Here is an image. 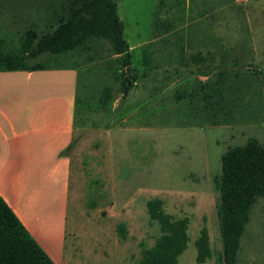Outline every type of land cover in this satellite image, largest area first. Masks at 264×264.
Segmentation results:
<instances>
[{
  "label": "rangeland",
  "instance_id": "rangeland-1",
  "mask_svg": "<svg viewBox=\"0 0 264 264\" xmlns=\"http://www.w3.org/2000/svg\"><path fill=\"white\" fill-rule=\"evenodd\" d=\"M19 1L24 0L2 4L7 9L0 11V53L21 50L25 32L11 15ZM114 1L139 74L127 97L107 41L91 40L82 49L37 61L46 72L34 78L40 88L36 97L61 98L75 90V124L84 126L73 137L66 251L88 264H116L117 252L137 261L141 240L152 245L159 235L147 202L160 198L167 213L191 219L192 239L205 225L217 254L223 247L216 186L221 159L251 138L264 145V0ZM42 3H51L61 17L69 0ZM213 47L219 55H207ZM144 48L153 52L147 71ZM196 56L206 61L197 62ZM208 75L222 84L225 108L217 125L203 112L200 88ZM106 88L111 99L104 106ZM121 223L125 240L117 232ZM195 256L190 245L180 264H197ZM237 264H264V197L253 207Z\"/></svg>",
  "mask_w": 264,
  "mask_h": 264
},
{
  "label": "trees",
  "instance_id": "trees-1",
  "mask_svg": "<svg viewBox=\"0 0 264 264\" xmlns=\"http://www.w3.org/2000/svg\"><path fill=\"white\" fill-rule=\"evenodd\" d=\"M52 31L40 34L29 29L24 34L21 50L17 53H0V70L36 71L44 67L37 61L48 56L82 49L91 40L110 43L120 64L121 94L127 97L139 79L132 66V53L125 39V24L118 14L114 0H70ZM145 70L152 68V52L145 48L142 55ZM145 72L143 75L145 76ZM222 74H218V79ZM222 84L209 79L201 86L203 112L209 122L218 124V113L224 111ZM104 106L111 99V88L104 91ZM225 113V112H224ZM75 141L59 155L71 161ZM71 180V177H70ZM220 193L218 219L223 241L224 264H237L241 238L250 221L251 212L259 197H264V145L249 139L245 145L229 149L221 159V173L216 180ZM150 219L159 226V236L152 248L143 245L139 264H179L190 242L188 217L177 218L167 213L160 198L147 202ZM121 239L127 238L124 223L117 227ZM197 263L205 264L211 257L209 230L202 227L194 242ZM0 264H54L35 238L29 233L8 203L0 197Z\"/></svg>",
  "mask_w": 264,
  "mask_h": 264
},
{
  "label": "crops",
  "instance_id": "crops-1",
  "mask_svg": "<svg viewBox=\"0 0 264 264\" xmlns=\"http://www.w3.org/2000/svg\"><path fill=\"white\" fill-rule=\"evenodd\" d=\"M6 1L9 0H0V11L7 9L2 6ZM46 1L48 0H24L16 4L15 13L11 15L14 14L20 20L22 34L29 29L38 33L48 28L52 31L58 25L62 15L57 16V9L51 3H42ZM218 49L222 50V47ZM207 55L217 56L218 50L213 47L207 51ZM225 55L223 54L222 60ZM196 59L200 63L206 61L203 57L196 56ZM211 60L214 62V57L208 58V61ZM38 71L46 72L0 70V197L8 203L54 264H88L70 256L65 245L71 161L59 154L71 144L75 131L84 129V126L75 124V90L74 94L61 98L57 95L37 98L35 92L40 88L34 78ZM206 78L211 77L208 75ZM10 92L19 94L11 96ZM81 117L77 116L78 121ZM191 226L190 223L189 230ZM201 229L194 239L189 233L188 249L190 245L195 248L194 242ZM209 237L211 257L205 264H213L215 259L217 264H224L223 247L216 254L210 233ZM154 244L155 241L152 245H147L141 240L140 258L135 262L132 258L130 262L123 260L116 251V264H139L142 246L152 248ZM195 261L197 263V250Z\"/></svg>",
  "mask_w": 264,
  "mask_h": 264
},
{
  "label": "water",
  "instance_id": "water-1",
  "mask_svg": "<svg viewBox=\"0 0 264 264\" xmlns=\"http://www.w3.org/2000/svg\"><path fill=\"white\" fill-rule=\"evenodd\" d=\"M103 216H105V213H103Z\"/></svg>",
  "mask_w": 264,
  "mask_h": 264
}]
</instances>
